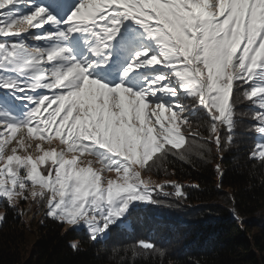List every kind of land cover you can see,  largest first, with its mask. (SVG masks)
Segmentation results:
<instances>
[{
  "label": "snow or ice",
  "instance_id": "obj_1",
  "mask_svg": "<svg viewBox=\"0 0 264 264\" xmlns=\"http://www.w3.org/2000/svg\"><path fill=\"white\" fill-rule=\"evenodd\" d=\"M241 98L264 162V0H0V199H46L49 217L103 239L159 203L142 172L233 142ZM49 133L66 148L27 154Z\"/></svg>",
  "mask_w": 264,
  "mask_h": 264
},
{
  "label": "trees",
  "instance_id": "obj_2",
  "mask_svg": "<svg viewBox=\"0 0 264 264\" xmlns=\"http://www.w3.org/2000/svg\"><path fill=\"white\" fill-rule=\"evenodd\" d=\"M238 105L243 115L256 111L242 98ZM196 118L203 119L193 117V129L207 136L206 121ZM236 120L230 145L222 141L218 151L214 143H194L187 160L169 156L170 163L148 172L173 179L181 194L162 186L153 193L159 203L138 206L128 226L113 227L104 240L42 214L27 223L22 208L0 199V264H264V162L249 158L260 137L252 120Z\"/></svg>",
  "mask_w": 264,
  "mask_h": 264
},
{
  "label": "rangeland",
  "instance_id": "obj_3",
  "mask_svg": "<svg viewBox=\"0 0 264 264\" xmlns=\"http://www.w3.org/2000/svg\"><path fill=\"white\" fill-rule=\"evenodd\" d=\"M33 31H40V30L39 29H35ZM32 43H37V42L30 41V44H32ZM40 43H42V42H40ZM236 107H240L238 105V103H237ZM252 111H254V110H251L247 114L243 115L242 112H240L237 109V114L235 116V119L237 117H242L243 118L245 116V118L247 117L249 120H252V123H251V127H252V125L256 123V121L253 119V112ZM45 115H46V113H45ZM61 115H63V113ZM167 115H168V113L166 112L165 113V117H167ZM204 115L206 116V113ZM196 117H201V118L204 119L203 116H196ZM153 119H154V117H153ZM196 119H198L199 122L205 121V119L204 120L200 119V118H196ZM237 124H238V122H237ZM251 130H252V128H251ZM182 131H184V135L186 137V142H187L188 141V137H189L188 134H187V131L183 130V129H182ZM221 131L223 132L224 129H221ZM24 132H25V135L27 136V130L26 129L24 130ZM19 135H20L19 132H17L15 134V138L13 139L12 143L7 146L6 151H9V149L11 147L16 146L15 145V140L19 138ZM259 140H257V142H256L257 144H258ZM30 143H31V147L27 148V154H31L34 159L37 156L43 154V151L37 152L35 150V145L37 143L40 144L41 149L44 150V151H51L52 149H55L57 152H59L60 150L66 148L65 145H61L60 144L59 139L56 138L54 136V134H52V133H49L48 134V138H45V139L30 138ZM257 144H256V146H254V150L256 149ZM193 146H194V144H193ZM9 154H11L10 151H9ZM17 154L23 156V155L26 154V152L21 151L18 148ZM71 155H72L71 153L66 154V158H70ZM89 159H91V157H89L87 155V153H85L83 156H81V160L82 161L86 162ZM46 166H47V164L45 166H42L40 168V171H43V168L46 167ZM81 166H83V165H81ZM93 167L96 168V169H99V168L102 167V165H100L99 163H94ZM102 177H103L105 185H106V182H107L108 179H115L116 178V174L114 172L108 171V172L102 173ZM141 179L147 181L148 185L150 187L154 188V189L156 188L157 185L160 186V189H161L162 186H173V185H175V182H174L173 179L156 178V177L152 176L151 174H149L148 172H142L141 173ZM30 190H31V186L29 185V191ZM37 191H39L38 187H37ZM45 195H47V193H45ZM4 199L7 200L6 198H4ZM147 204H149V203H140L138 206H145ZM13 207L22 208V214H23L22 217H23V220L26 221L27 223H29L32 220L38 221V219L40 218L41 214L45 215V216H48L47 215L48 207H47L46 199H40V198L33 199L32 197L29 196V198L25 200V199H21L20 197H15ZM0 215H1V213H0ZM62 223L65 225V227H64L65 229H74V230L84 229L89 234L88 230L85 227H83V226H72V225L67 224L66 222H62ZM122 226L127 227L128 226V221H126L125 224L122 225ZM108 234H107V236H108ZM106 237H104L103 239H99V240H104ZM70 244L73 246L74 244L76 245L77 242L75 240H72L70 242Z\"/></svg>",
  "mask_w": 264,
  "mask_h": 264
}]
</instances>
